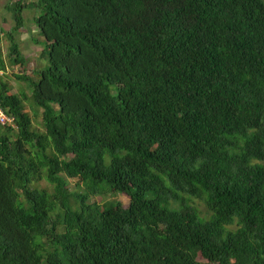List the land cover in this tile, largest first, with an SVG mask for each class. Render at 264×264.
<instances>
[{
	"label": "trees",
	"instance_id": "16d2710c",
	"mask_svg": "<svg viewBox=\"0 0 264 264\" xmlns=\"http://www.w3.org/2000/svg\"><path fill=\"white\" fill-rule=\"evenodd\" d=\"M13 1L46 66L41 130L0 76V264H264V0Z\"/></svg>",
	"mask_w": 264,
	"mask_h": 264
},
{
	"label": "rangeland",
	"instance_id": "374dc122",
	"mask_svg": "<svg viewBox=\"0 0 264 264\" xmlns=\"http://www.w3.org/2000/svg\"><path fill=\"white\" fill-rule=\"evenodd\" d=\"M6 0H0V30H2V34H0V57L3 62V69L0 70V76L8 82L10 85V92L12 93H24L25 97H27L26 101L24 102V110L32 118V126L41 130L40 124V109L36 110L35 115L32 113V108L29 104V88L26 87V84L15 78V75L20 74H27L30 73L32 69L35 68H43L46 66L45 59L39 58L38 54L39 51L42 49V40L41 37L37 35L36 27L33 23V17L37 15V10L35 8L25 9L22 11L23 16V28H26L28 31V36H25L18 42V49L21 55L24 57L25 62L20 64H11L7 58L8 52V41L4 36V32L9 30L13 25V16L10 13L9 5L7 8L3 7V4ZM31 1V0H30ZM70 189L74 192H83L84 187L82 184L78 186H73V180H69ZM32 186L36 187H43L49 189L47 183L43 180L39 181L38 183H33ZM89 201H96L99 204L104 201H118L122 204V206H126L128 202V198L126 195L118 193L115 195H93L89 197ZM191 203L197 209L198 213L206 217L208 216V212L206 211L203 203L198 199H191ZM234 225L230 227L233 228Z\"/></svg>",
	"mask_w": 264,
	"mask_h": 264
},
{
	"label": "crops",
	"instance_id": "0c3cea01",
	"mask_svg": "<svg viewBox=\"0 0 264 264\" xmlns=\"http://www.w3.org/2000/svg\"><path fill=\"white\" fill-rule=\"evenodd\" d=\"M30 0H21L22 3H27L29 2ZM7 5H9V9H10V13L11 15L13 16V13H12V9H13V6H14V1L13 0H6L5 3L3 4V7L7 8ZM28 31H26V28H23V26L21 27L20 30H18L17 34H16V37H17V41L19 42L22 38H24L25 36H28Z\"/></svg>",
	"mask_w": 264,
	"mask_h": 264
},
{
	"label": "built area",
	"instance_id": "2783aa9c",
	"mask_svg": "<svg viewBox=\"0 0 264 264\" xmlns=\"http://www.w3.org/2000/svg\"><path fill=\"white\" fill-rule=\"evenodd\" d=\"M12 125V118L6 115L0 108V125Z\"/></svg>",
	"mask_w": 264,
	"mask_h": 264
}]
</instances>
